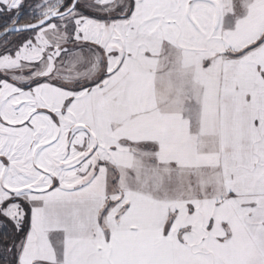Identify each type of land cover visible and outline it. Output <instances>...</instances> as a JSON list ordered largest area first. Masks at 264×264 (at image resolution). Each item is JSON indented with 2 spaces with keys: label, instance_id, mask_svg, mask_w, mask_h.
<instances>
[{
  "label": "snow or ice",
  "instance_id": "1",
  "mask_svg": "<svg viewBox=\"0 0 264 264\" xmlns=\"http://www.w3.org/2000/svg\"><path fill=\"white\" fill-rule=\"evenodd\" d=\"M0 264H264V0H0Z\"/></svg>",
  "mask_w": 264,
  "mask_h": 264
}]
</instances>
